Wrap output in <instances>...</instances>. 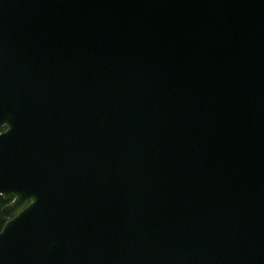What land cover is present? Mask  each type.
Masks as SVG:
<instances>
[{
	"label": "water",
	"instance_id": "water-1",
	"mask_svg": "<svg viewBox=\"0 0 264 264\" xmlns=\"http://www.w3.org/2000/svg\"><path fill=\"white\" fill-rule=\"evenodd\" d=\"M0 195V264H264V0H0Z\"/></svg>",
	"mask_w": 264,
	"mask_h": 264
},
{
	"label": "trees",
	"instance_id": "trees-1",
	"mask_svg": "<svg viewBox=\"0 0 264 264\" xmlns=\"http://www.w3.org/2000/svg\"><path fill=\"white\" fill-rule=\"evenodd\" d=\"M7 204V201L0 195V230L5 225L7 218L3 213V208Z\"/></svg>",
	"mask_w": 264,
	"mask_h": 264
},
{
	"label": "flooded vegetation",
	"instance_id": "flooded-vegetation-1",
	"mask_svg": "<svg viewBox=\"0 0 264 264\" xmlns=\"http://www.w3.org/2000/svg\"><path fill=\"white\" fill-rule=\"evenodd\" d=\"M5 130V127L1 129V131Z\"/></svg>",
	"mask_w": 264,
	"mask_h": 264
}]
</instances>
